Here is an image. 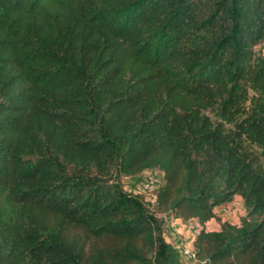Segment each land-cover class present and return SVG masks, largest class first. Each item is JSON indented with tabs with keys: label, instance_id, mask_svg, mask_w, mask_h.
<instances>
[{
	"label": "trees",
	"instance_id": "obj_1",
	"mask_svg": "<svg viewBox=\"0 0 264 264\" xmlns=\"http://www.w3.org/2000/svg\"><path fill=\"white\" fill-rule=\"evenodd\" d=\"M263 43L264 0H0V264H187L149 170L197 264H264Z\"/></svg>",
	"mask_w": 264,
	"mask_h": 264
},
{
	"label": "rangeland",
	"instance_id": "obj_2",
	"mask_svg": "<svg viewBox=\"0 0 264 264\" xmlns=\"http://www.w3.org/2000/svg\"><path fill=\"white\" fill-rule=\"evenodd\" d=\"M258 49L264 54V46L261 45ZM243 146L260 165L264 166V158L258 148L246 142H244ZM150 181L152 187L150 189L145 188V184ZM161 183L162 173L158 170H149L134 177L120 179V187L122 191L128 196L138 200L146 212L157 220V229L162 232L167 241H170L175 246L181 241H184L189 245L190 242H192L193 236L200 230L198 223L193 220L176 223L172 218L160 217L156 210L155 200L156 192ZM245 216L246 211L242 199L236 197L232 203L216 210L215 218L207 224V229L210 231L219 230L224 222L234 227H239Z\"/></svg>",
	"mask_w": 264,
	"mask_h": 264
},
{
	"label": "built area",
	"instance_id": "obj_3",
	"mask_svg": "<svg viewBox=\"0 0 264 264\" xmlns=\"http://www.w3.org/2000/svg\"><path fill=\"white\" fill-rule=\"evenodd\" d=\"M145 188L147 189H150L152 187V183L151 181L148 182L147 184H145L144 186ZM159 214V213H158ZM160 217L162 218H166V216L162 215V214H159ZM174 222L176 223H181L182 221L179 220V219H175V218H172ZM199 226V225H198ZM200 228V227H199ZM198 233V232H197ZM196 233V234H197ZM193 238H192V242H190V244H186L184 241H181L177 244L176 248L178 249V252L181 256V258L183 259V261L185 263H190V264H197V260H196V256H195V250H194V247H193ZM188 261V262H187Z\"/></svg>",
	"mask_w": 264,
	"mask_h": 264
},
{
	"label": "crops",
	"instance_id": "obj_4",
	"mask_svg": "<svg viewBox=\"0 0 264 264\" xmlns=\"http://www.w3.org/2000/svg\"><path fill=\"white\" fill-rule=\"evenodd\" d=\"M262 46H264V43L262 44ZM180 232H181V231H180ZM196 235H197V234H196ZM196 235H194V236H193V241H194V239H195Z\"/></svg>",
	"mask_w": 264,
	"mask_h": 264
}]
</instances>
